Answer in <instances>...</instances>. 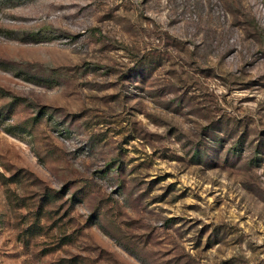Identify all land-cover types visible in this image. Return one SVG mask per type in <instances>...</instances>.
<instances>
[{"label":"rangeland","instance_id":"rangeland-1","mask_svg":"<svg viewBox=\"0 0 264 264\" xmlns=\"http://www.w3.org/2000/svg\"><path fill=\"white\" fill-rule=\"evenodd\" d=\"M0 264H264V0H0Z\"/></svg>","mask_w":264,"mask_h":264}]
</instances>
